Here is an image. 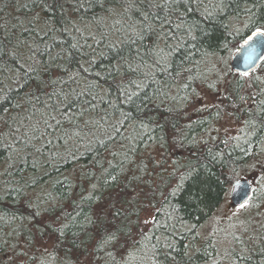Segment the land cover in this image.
I'll list each match as a JSON object with an SVG mask.
<instances>
[{
    "label": "trees",
    "instance_id": "obj_1",
    "mask_svg": "<svg viewBox=\"0 0 264 264\" xmlns=\"http://www.w3.org/2000/svg\"><path fill=\"white\" fill-rule=\"evenodd\" d=\"M261 24L264 0H0V264H85L77 216L136 199L134 239L92 264H264V57L230 64ZM242 177L250 206L227 215ZM32 184L67 240L33 238Z\"/></svg>",
    "mask_w": 264,
    "mask_h": 264
},
{
    "label": "snow or ice",
    "instance_id": "obj_2",
    "mask_svg": "<svg viewBox=\"0 0 264 264\" xmlns=\"http://www.w3.org/2000/svg\"><path fill=\"white\" fill-rule=\"evenodd\" d=\"M262 34H264V24L255 27V31L252 33L253 36H261ZM73 47L76 46L73 45ZM243 75L249 76V73L244 72ZM231 95L235 97L237 95L236 90H233ZM239 99L243 100L244 97L240 96ZM259 115L261 117H264V109H261ZM249 123L255 124L256 121L255 119H252L249 121ZM107 171L108 170L105 169V172ZM193 171L188 172L184 178L186 179L187 177H192L193 179H196V177L193 175ZM117 180H118V176L108 173L103 183L104 184L115 183ZM25 187H28V185L22 186L16 189V191L24 199L29 200L30 201L29 206L34 209L33 220L39 226L33 227L31 229L33 238L39 239V236L37 234H42L44 231L50 230L53 233L59 232L60 235L64 236L65 240H67V236L65 235V230L67 229V225L61 223L58 219L51 220V217H48L47 220L37 219L45 216V214L48 213L49 211H55L56 197L52 196L50 192L37 193L35 191L34 184L31 185V187L33 188V192L31 194H28L24 191ZM180 187H181L180 185H177V189L173 191V195L176 194V191H178ZM92 189H93L92 192H90L87 198L82 197V202L86 199L89 203H95L96 200L102 199V196L101 197L96 196L97 185H92ZM134 190L135 189H133V191ZM33 198H35L34 203L31 202ZM125 203H127L129 207L124 208L123 211L120 208H117L115 204H113L109 208L108 212L94 210L87 215H83V213H81L77 216L76 220L80 222L82 235L79 234L75 235L74 239L79 240L81 246L83 247V251L80 253V255H84L85 252L88 253V255L85 257V264H92L91 257L94 254V250L97 246L102 248H119L121 247L122 243L126 245L130 239H134V233L132 230L134 228V224L131 220V215H132L131 206L134 203L139 204L143 202L136 199V200H126ZM42 205H44V207H42ZM246 206H250L248 201H245L243 204L239 205L241 209L245 208ZM36 209L39 210L37 211ZM140 211H145V209L141 208ZM81 215H83L82 221H80L79 219ZM137 219H139L138 214H137ZM53 225H56V227H53ZM84 238H87V240L90 241V243L88 244L84 243ZM57 239L59 240V236L57 237ZM41 264H43V262H41Z\"/></svg>",
    "mask_w": 264,
    "mask_h": 264
},
{
    "label": "water",
    "instance_id": "obj_3",
    "mask_svg": "<svg viewBox=\"0 0 264 264\" xmlns=\"http://www.w3.org/2000/svg\"><path fill=\"white\" fill-rule=\"evenodd\" d=\"M248 33L240 41L235 53L230 57V64L236 72H249L255 69L260 60L264 57V34L253 36ZM252 184L247 178L242 177L233 182L229 192L230 202L233 205H240L247 201L252 195Z\"/></svg>",
    "mask_w": 264,
    "mask_h": 264
},
{
    "label": "rangeland",
    "instance_id": "obj_4",
    "mask_svg": "<svg viewBox=\"0 0 264 264\" xmlns=\"http://www.w3.org/2000/svg\"><path fill=\"white\" fill-rule=\"evenodd\" d=\"M212 93H210L209 91L205 90V89H202L201 93H200V99L198 100V103L200 104V106L202 104H205L206 102H210L211 100H213L212 96H211ZM219 93H215L213 94L216 97H218ZM217 99V98H216ZM235 123L234 119L229 117L228 119H225V120H221L220 121V128L222 129H225L226 131H229V130H232V125ZM237 123V122H236ZM257 176V172H254L253 173V177H252V182L253 184L256 183L255 182V178ZM251 182V181H250ZM229 196L227 198V200H225V202H223L222 204V207L223 209L226 211V214L228 215H234L233 213L236 212V211H239L237 208L235 209V207L232 208L231 205H229ZM235 210V211H234Z\"/></svg>",
    "mask_w": 264,
    "mask_h": 264
}]
</instances>
